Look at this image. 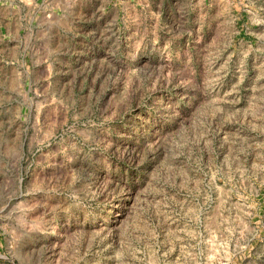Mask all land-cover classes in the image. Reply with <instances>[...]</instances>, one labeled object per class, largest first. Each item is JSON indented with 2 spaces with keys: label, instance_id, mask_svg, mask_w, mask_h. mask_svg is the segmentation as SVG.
Returning a JSON list of instances; mask_svg holds the SVG:
<instances>
[{
  "label": "rangeland",
  "instance_id": "rangeland-1",
  "mask_svg": "<svg viewBox=\"0 0 264 264\" xmlns=\"http://www.w3.org/2000/svg\"><path fill=\"white\" fill-rule=\"evenodd\" d=\"M0 264H264V0H0Z\"/></svg>",
  "mask_w": 264,
  "mask_h": 264
}]
</instances>
